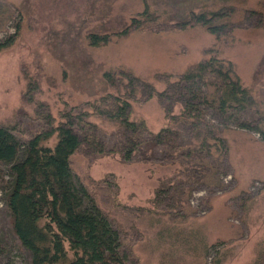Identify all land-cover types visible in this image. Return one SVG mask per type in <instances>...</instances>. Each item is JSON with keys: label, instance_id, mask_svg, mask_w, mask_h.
<instances>
[{"label": "rangeland", "instance_id": "374dc122", "mask_svg": "<svg viewBox=\"0 0 264 264\" xmlns=\"http://www.w3.org/2000/svg\"><path fill=\"white\" fill-rule=\"evenodd\" d=\"M218 1L0 0V43L20 27L0 50V121L9 122L18 105L32 112L30 97L66 120L76 147L71 168L78 206L98 205L126 264H215L217 258L250 264L264 241V138L240 128L241 113L205 99L207 81L221 80L218 60L232 63L241 83L264 100V0H231L220 7L225 22L212 32L185 18L201 3L219 8ZM147 8L170 20L146 21ZM31 75L40 76L39 89L22 97ZM132 75L171 91L180 77L177 102L170 95L149 98L139 80L128 95L123 86ZM114 91L133 102L131 118L142 116L154 129L168 112L151 157L141 160L144 132L125 120V104L107 114ZM185 103L184 122L177 118ZM21 122L24 130L43 126L26 117ZM197 128L217 141L210 151L190 147ZM217 129L224 139L214 135ZM24 130L14 132L21 144L29 135ZM54 141L55 135L45 143ZM13 183L10 166L0 162V264H37L12 223ZM156 192L159 210L150 211L148 198Z\"/></svg>", "mask_w": 264, "mask_h": 264}, {"label": "trees", "instance_id": "16d2710c", "mask_svg": "<svg viewBox=\"0 0 264 264\" xmlns=\"http://www.w3.org/2000/svg\"><path fill=\"white\" fill-rule=\"evenodd\" d=\"M218 2L220 6L216 9L201 3L197 10L196 8L190 9L185 18L189 22L193 19L202 22L206 25V29L212 32L216 25L225 22V20L220 22V19L225 18L221 8L232 6L231 0H219ZM153 9L147 8L143 11L145 20L163 19L164 13L160 15ZM232 13L233 11L229 15ZM164 16L170 20L167 15ZM216 16H218L216 18L219 20L218 22L213 20ZM19 32L20 27L15 26V31L7 35V41L0 43V50L10 46ZM106 35L101 34L108 41ZM212 59L207 58L208 62H214ZM214 63L222 65L221 80L210 79L207 81L208 91L205 99L211 106L223 105L234 114L241 113L240 128L251 129L264 138V100L257 99L251 89L241 83L232 63L218 60ZM198 64V61L193 63L184 73L193 70ZM185 74L182 75L185 76ZM132 76V80L126 81L123 86L128 91V95L137 89L134 82L139 80L143 87L148 89L149 98L154 94L160 98L170 95L177 102V94L180 92L183 82L180 77L173 81L171 91L166 86L158 90L153 82L136 75ZM28 79L30 80L27 81L26 87L23 89L22 97L27 92L39 89V75L28 76ZM114 93L112 95L115 97L111 104L113 108L107 114L111 117L114 108L122 103L125 104L127 109L125 120L138 126L144 132V137L138 139L143 157L141 160L151 157L158 143V137L169 122L168 112L163 110L165 124L154 129L149 127L142 116L131 118L133 102L122 97L119 92L114 91ZM28 102H32L34 106L32 112L26 110L22 105H18L9 122L0 121V162L7 163L14 174L10 199L13 225L23 234L24 239L35 251L37 264H126L124 257L115 246L116 232L111 229L106 216L100 213L101 209L98 205H92L90 210L81 209L78 206V188L74 185L71 168V155L76 147L72 143L73 133L67 126L66 120L57 119L45 100H36L30 97ZM40 109L45 110V115L39 113ZM187 109L188 104L185 103L181 118L177 116L178 120L182 119L185 122L188 118ZM65 113L64 117L67 115ZM30 114H34V118ZM24 117L43 123L42 129L40 131L21 129L20 126L23 123L21 119ZM18 130H24V133L27 131L29 134L23 144L14 134ZM215 133L214 135L224 139L221 137L222 134L220 135L221 130L217 129ZM208 134L209 131L206 129L197 128L195 130L193 138L191 137L193 143L190 144V147L191 145L196 147V149L192 148L193 151L199 152L205 149L210 151L212 149L217 141L213 140L214 138L211 139ZM53 135H55L53 145L45 143ZM80 189L83 194L82 191L85 190ZM159 192L148 198L147 204L149 207L151 206L148 208L150 211H154L158 207L157 195ZM219 263L217 258L215 264ZM250 264H264V241L258 245Z\"/></svg>", "mask_w": 264, "mask_h": 264}]
</instances>
